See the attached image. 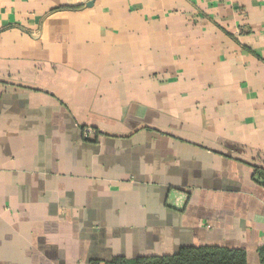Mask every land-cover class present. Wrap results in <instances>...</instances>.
<instances>
[{"label":"crops","instance_id":"obj_1","mask_svg":"<svg viewBox=\"0 0 264 264\" xmlns=\"http://www.w3.org/2000/svg\"><path fill=\"white\" fill-rule=\"evenodd\" d=\"M264 0H0V264L264 245Z\"/></svg>","mask_w":264,"mask_h":264},{"label":"trees","instance_id":"obj_2","mask_svg":"<svg viewBox=\"0 0 264 264\" xmlns=\"http://www.w3.org/2000/svg\"><path fill=\"white\" fill-rule=\"evenodd\" d=\"M255 176L264 177V168L254 166ZM259 259L264 264V245L258 249ZM92 264H98L93 262ZM105 264H247L246 252L242 248L218 245L184 246L169 255H150L128 259L115 256Z\"/></svg>","mask_w":264,"mask_h":264}]
</instances>
